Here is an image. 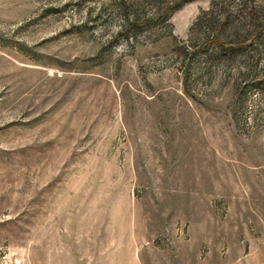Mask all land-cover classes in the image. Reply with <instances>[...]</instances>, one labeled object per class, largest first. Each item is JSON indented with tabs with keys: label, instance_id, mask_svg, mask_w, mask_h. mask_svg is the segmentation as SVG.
Here are the masks:
<instances>
[{
	"label": "rangeland",
	"instance_id": "obj_1",
	"mask_svg": "<svg viewBox=\"0 0 264 264\" xmlns=\"http://www.w3.org/2000/svg\"><path fill=\"white\" fill-rule=\"evenodd\" d=\"M0 264H264V0H0Z\"/></svg>",
	"mask_w": 264,
	"mask_h": 264
}]
</instances>
